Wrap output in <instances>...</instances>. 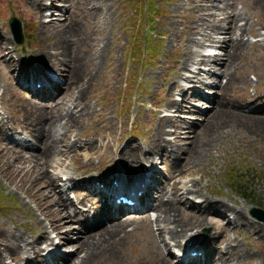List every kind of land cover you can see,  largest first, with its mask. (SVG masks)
<instances>
[{
    "label": "rangeland",
    "instance_id": "374dc122",
    "mask_svg": "<svg viewBox=\"0 0 264 264\" xmlns=\"http://www.w3.org/2000/svg\"><path fill=\"white\" fill-rule=\"evenodd\" d=\"M29 1L0 0V36L10 39L12 43L11 54L8 51L3 52L4 46L0 43V112L2 114L0 119L3 121L0 125L5 123L13 129L8 135L0 133V139L2 136L4 138L0 140V150L3 149L5 152L7 149L3 145L16 150L25 148L27 152L30 151L28 148L35 147L37 144L20 130H14V127L20 129L26 126L24 107L19 101L20 92L25 93L26 99L32 98L45 108L57 106L64 101L63 95L58 91L45 99L36 97L29 89L22 86L19 70L16 76L10 74L13 64L10 65L9 62L15 57L22 58L29 65L37 64L41 50L46 45L56 42L55 39H48L51 36L44 33L45 29L44 31L40 29V25L31 23L30 12H28L31 11ZM203 2L211 5V11L215 13L212 19L215 21L220 20L223 13L228 10L225 6L227 2L237 8L239 13L250 17L254 31L248 32L245 39L255 45H251L248 52L238 60V64L231 68V72H236L235 80L223 96L226 98L224 101H229L230 104L235 102L241 113L261 110L264 106V47L262 41L264 39V5L257 4L258 2L254 0H207ZM63 4L66 5L65 11L72 14L75 20L72 25H75L77 31L72 36H67L68 45L66 47L81 67L80 83L86 79L83 78V70H87V67L92 68L93 62H99L100 65H96L98 68L94 71L92 80L87 84L85 101L88 104L89 114L79 118L77 125L70 127L68 131L61 129L58 133L59 138L65 139L66 142L63 141V143L69 147L72 142L78 140L73 148L74 151L68 156L55 155L50 161L49 172L53 176L57 173L61 174L57 181L61 187L64 185L65 177L69 174L81 179L82 177L78 175H84L96 166L102 167L100 169L107 167L103 172L109 171L113 161L112 158L109 159L110 155L115 157V164L119 163L118 155L121 149L132 141L146 151V145L148 146L151 141L152 132L157 129L159 119L168 115L177 118L175 122L172 121L165 125V137L172 141V144H175L173 141L175 130L180 131V127L186 126L184 124L180 126L182 120L190 122L193 128L188 134L187 142L192 141L193 138L199 141L206 139L204 132L200 133V139L199 133L194 132L205 120L207 114L204 112L212 109L214 105V87H208L206 83L213 86L218 83L225 84L227 78L224 73H221L224 69L221 65L214 66L208 74L206 71L210 68L207 65H198L195 61L189 62L188 70L179 73L181 71L180 56L183 55L182 48L186 45L187 39L185 34H181L179 30L176 31L174 27L183 28L182 24L186 21H194V16L197 14L191 8H195L196 0H154L153 2L152 0H58L55 2L57 8L62 9ZM56 12L55 16L58 21L64 19L65 12ZM51 13L53 12L47 9L45 15ZM11 16L19 18L23 30L24 28L27 30L28 38L25 37L22 44L18 43L12 34L9 25ZM48 19L45 18L46 21ZM68 23H65V27L69 26ZM198 24L202 22L199 20ZM230 36L233 39L236 38L237 32L228 33L226 39ZM222 37L219 35L218 38L224 40ZM197 38V44L190 43L189 45L196 51L206 54L213 53L216 51L214 48L219 46L215 42L213 49L208 44L200 47L199 41L204 40L201 35H197ZM151 41L157 44L155 50L151 48V45L149 46ZM91 45L94 48L93 51L106 48L103 51L105 57L101 56L99 60L92 59L93 52L89 51ZM199 68L202 71L195 79L197 82H190L186 78L187 75L193 74L190 72H198ZM194 89L203 92L207 99L200 103L197 102L198 99L193 97ZM185 96H187V103L184 104L194 106V110L175 114L174 108L167 107L171 98L173 101L183 103L182 98ZM70 104L69 101L64 106L63 112ZM73 108L74 106H71V110ZM235 120H232L233 122H230L228 126L226 121L224 129L220 126V131L224 130L227 133L222 132V137H213V146L205 148L204 152L208 153V160L200 163L199 166L187 163L185 167L178 166V168L173 165L169 156H155V162H145V167L153 165L158 172L156 175L158 181L161 182L160 185L164 184L173 170L178 168L177 180L181 181V186L185 183V187H189L192 182L189 184L186 182L193 180L199 185L197 189L202 190L201 194L225 200L237 207L247 208V213L255 222V228L229 230V236L239 243L241 249L245 250L248 247L254 250V255L249 257L245 264H264V259L260 261L258 251L260 239H263L264 244V222L258 220L252 213L254 210L252 208L258 206V203L264 209V135L258 137L255 130L256 133H253L249 128L239 127V124L244 121L239 123L238 119ZM12 134L23 135V143L13 142L9 138ZM183 143L184 141H181L178 145ZM185 157L186 155L183 154L181 161L190 162L191 159H185ZM10 160H14V164L8 166L5 163L6 158L0 157V231L5 234L14 232L29 239H37L43 246L50 245V242H44L48 237L53 240L52 246H56L59 241L54 239V236L57 235L58 240H61L59 251L71 254L76 247L67 248L66 245L64 247L58 229H51L43 234L42 230L36 228L33 213H40L38 210L40 198L33 196L26 189H19L17 183L11 182L15 173L18 170H26L24 167L28 164L14 158ZM81 165L86 166V169L83 170ZM92 176H97V173ZM238 184L247 189L250 194L248 199L236 191ZM86 194L87 192L82 188L75 187L70 188L68 195H65L76 207L80 208L84 207L81 200ZM153 194L155 197V193ZM197 194H188V197L200 203L202 199ZM91 199L96 203L101 200L100 197L93 198V196L89 197V200ZM189 207L190 204L186 203L184 208ZM70 211L73 212V208H70ZM181 215L184 218L187 217L183 211L180 212ZM156 216L157 212L151 210L149 217L154 219ZM214 216V214L207 216V223L199 228V232L204 235L216 234L218 239H222L223 233L219 234V232H224L226 220L213 219ZM41 217L49 226L50 220L42 215ZM84 218L81 216L80 219ZM138 222L142 224V221ZM157 228L154 225L155 233H158ZM132 229V226L128 227V231ZM190 233L191 231H188V234ZM128 234L130 237H125L123 241L118 240L112 245V250L105 254L100 262L94 264H162L161 257L154 255L156 240L152 234H149L148 229L142 225L135 233L128 232ZM78 235L71 234L67 238L74 241L80 237ZM166 239L171 242L172 246L169 250H165V254L175 252L180 255L181 251L176 247V242L171 241L168 236ZM187 239L188 237L184 242ZM221 246H224L223 243ZM83 254L79 253V258ZM20 255L17 252L13 256H5V263L19 264ZM69 257L64 264H70L71 255ZM136 260H138L137 263H134ZM172 260V264H179L180 259L177 261L175 257Z\"/></svg>",
    "mask_w": 264,
    "mask_h": 264
},
{
    "label": "bare ground",
    "instance_id": "6f19581e",
    "mask_svg": "<svg viewBox=\"0 0 264 264\" xmlns=\"http://www.w3.org/2000/svg\"><path fill=\"white\" fill-rule=\"evenodd\" d=\"M56 1L58 0H30L28 2L31 8V11H28L31 16V23L40 25V29L42 28L43 31L45 29L44 33L51 36L48 39H55L56 42L46 45L41 50L37 64L29 65L18 57L9 63L10 65L13 64L10 74L16 76L17 70H19L22 84L36 97L45 99L58 91L63 95L64 101L57 106L45 108L32 98L26 99L25 93L20 92L19 101L24 107L26 126L20 129L14 127V130H20L21 133L36 141L37 144L27 152H25V148L23 150L9 149L7 145L2 144L7 151L1 149L0 157L6 158L5 163L8 166L14 164V160H10L13 158L28 164L29 167H24L26 170H18L15 173L11 182L17 183L19 189H26L33 196L40 198L38 201L40 213H33L36 228L42 230L43 234L51 229H58L64 247L65 245L67 248L76 247V250L71 254H64L63 252L59 254L56 250L49 251V248L52 247V239L49 237L44 242L51 244L43 246L37 239H29L14 232L5 234L0 231V264H6V257L13 256L17 252L21 254L19 264H64L70 255V264H94L100 262L103 256L112 250L113 244L118 240L123 241L125 237H130L128 232L135 233L142 225L156 240L154 255L161 257L162 264H172V259L175 257L177 261L180 259L179 264H228L232 262L245 264L246 260L254 255V250L248 247L245 250L241 249L239 243L230 238L229 230L255 228V222L247 213V208L237 207L225 200H218L201 194L202 190L197 189L199 185L193 180L186 182V184L192 182L189 187H185V183L181 186V181L177 180V173H179L178 168L185 167L187 163L199 166L200 163L208 160V153H204L205 148L213 146V137H222V132L227 133L224 130L220 131V126L224 129L226 121L227 126L233 122L232 120L236 121L235 119H238L239 123L244 121V123L239 124V127L249 128L253 133L257 132L258 137L264 135V106L259 111L241 113L235 102L230 104L229 101H224L226 98L223 96L235 80L236 72H231V68L238 64V60L248 52L251 45H255V43L245 39L248 32L254 31L250 17L244 13H239L237 8L227 2L225 6L228 10L223 13L220 20L215 21L212 19L215 13L211 11V5H206L203 2L207 0H196L195 8H191L197 14L194 16V21H186L182 24L183 28L174 27L176 31L179 30L181 34H185L187 39L186 45L181 47L183 55L180 56L181 71L179 73L188 70L189 62L195 61L198 65H207L210 68L206 71L208 74L211 73L214 66L221 65L224 67L221 73H224L227 78L225 84L218 83L213 86L206 83V86L214 87V105L212 109L204 112L207 114L205 120L194 131L199 133V139L204 132L206 139L199 141L193 138L192 141L187 142L188 134L193 128L190 122L182 120L180 126L182 124L186 126L180 127V131L175 130L173 140L175 144H172V141L165 137V125L172 121L175 122L177 118L170 115L160 118L157 129L152 132L151 141L148 146L146 145V151L142 147L136 146L132 141L121 149L118 155L119 163L115 164V157L110 155L109 159L112 158L113 161L109 171L103 172L107 167L100 169L102 167L96 166L92 168V171L78 175L82 177L81 179L69 174L67 179L69 182L66 183L80 187L87 192L81 200V204L85 206L83 209L76 207L69 200V197H66L68 193L66 194L65 189L57 183L61 174L57 173L53 176L49 172V167L51 166L50 161L55 155L68 156L74 151L73 148L78 140L72 142L71 147H69L63 143V141L66 142L65 139L59 138L58 133L61 129L68 131L70 127L77 125L79 118L89 114L87 112L88 104L85 101L87 84L92 80L93 73L98 68L96 65H100V63L93 62L92 68L87 67V70H83V78H86V82L80 83L81 67L78 60L70 55L66 47L68 45L67 36H72L77 31L75 25H72L75 20L72 14L65 11L66 5L63 4L62 9L57 8L55 6ZM254 1L264 5V0ZM47 9L53 13L46 16ZM56 11L65 12L64 19L58 21L55 16ZM46 17L49 18L47 21L45 20ZM197 17L200 18L202 24H198L199 20L195 19ZM67 22H69V26L65 27ZM236 32V38L233 39L230 36L229 39H226L228 33ZM197 35H201L204 40L199 41L200 47L208 44L212 48L215 42L218 43L219 46L214 48L216 51L206 54L189 46L190 43L197 44ZM219 35L223 36L224 40H221V37L218 38ZM262 41L264 47V39ZM0 43L4 46L3 52L8 51L11 54V40L0 36ZM93 50L91 45L89 51L93 52L92 59L99 60L101 56L105 57L103 51L106 48L101 51ZM24 69L25 71H22ZM27 69L28 72H26ZM200 69L198 72L189 71L193 74L187 75L186 78L190 82L196 81L197 75L202 71ZM243 81L245 82V80ZM36 83H40V87ZM193 91V97L198 99L197 102L200 103L207 99L203 92L195 89ZM182 100L183 103H178L171 98L167 107L174 108L175 114L195 109L194 106L184 104L187 103V96L183 97ZM69 101L71 104L63 112L64 106ZM71 106H74L73 110H71ZM228 114L230 115L228 116ZM0 122L3 121L0 119ZM0 126L1 134L6 133L8 135L13 130L5 123ZM0 140H4L3 136ZM181 141L184 143L178 145ZM75 153L77 154V151ZM183 154L186 155L185 159H191L190 162L181 161ZM155 156H169L173 165L179 166L173 170L170 178L161 185L156 175L158 172L153 168V165L150 166L151 169L145 168V162H155ZM81 167L83 170L86 169L84 165ZM145 171H150L147 178H144L146 177ZM94 173H97V176H92ZM114 182L117 185H114ZM26 186L27 188H25ZM121 186L125 190L124 193L117 192ZM92 192L96 194L93 195ZM153 193H155V197ZM188 194H197L202 199L201 202L190 200ZM117 195H126L134 200L135 204L117 203L115 201ZM90 196L91 198L92 196L93 198L100 197L101 200L96 203L92 199L89 200ZM186 203L190 204L189 208H184ZM70 208H73V212L70 211ZM151 210L157 212L154 219L149 217ZM182 211L187 216L186 218L183 215L180 216ZM211 214L215 215L213 219L226 220L224 232H219V234L223 233V238H219L220 240L216 234L204 235L199 232V228L207 223V216ZM41 215L50 220L49 226L45 224ZM81 216L85 218L80 219ZM138 221H142V224ZM154 225L158 227V233L153 231ZM129 226L133 227L132 231H128ZM188 231L191 233L188 234ZM71 234H79L80 237L70 241L67 237ZM167 236L171 241L176 242V247L181 251L179 256L172 252H169L168 255L165 254V250H169L172 246L171 242L166 239ZM187 237L189 240L184 242ZM259 242L258 251L260 261H262L264 259L263 239H260ZM222 243L224 246H221ZM194 252L196 254H193ZM79 253L84 254L79 258ZM138 260L134 263H137Z\"/></svg>",
    "mask_w": 264,
    "mask_h": 264
},
{
    "label": "water",
    "instance_id": "95a60500",
    "mask_svg": "<svg viewBox=\"0 0 264 264\" xmlns=\"http://www.w3.org/2000/svg\"><path fill=\"white\" fill-rule=\"evenodd\" d=\"M9 23L16 40L22 44L24 42V33L21 21L17 17L12 16ZM255 213L260 220L264 221V211H255Z\"/></svg>",
    "mask_w": 264,
    "mask_h": 264
},
{
    "label": "trees",
    "instance_id": "16d2710c",
    "mask_svg": "<svg viewBox=\"0 0 264 264\" xmlns=\"http://www.w3.org/2000/svg\"><path fill=\"white\" fill-rule=\"evenodd\" d=\"M153 1H154V0H152V2H153ZM25 33L27 34V30H26V29H25ZM26 38H28L27 35H26ZM147 38H149V36H148ZM150 45H151V48H152L153 50H155L156 47H157V44H155L154 41H151V42H150ZM150 45H149V46H150ZM149 46H147V47H149ZM236 191H237L239 194H241L243 197L249 198V195H250V194L247 192V189H246L245 187H243V185L238 184V185H237V188H236Z\"/></svg>",
    "mask_w": 264,
    "mask_h": 264
}]
</instances>
